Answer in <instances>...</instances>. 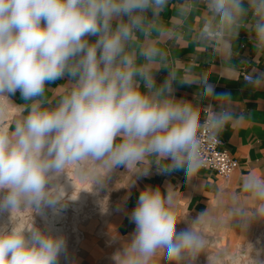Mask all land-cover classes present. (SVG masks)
<instances>
[{
    "label": "clouds",
    "instance_id": "1",
    "mask_svg": "<svg viewBox=\"0 0 264 264\" xmlns=\"http://www.w3.org/2000/svg\"><path fill=\"white\" fill-rule=\"evenodd\" d=\"M172 7L171 0H0V216L8 215L0 223V264H60L67 254L66 238L45 213L66 206L60 177L95 174L93 183L103 186L104 175L119 167L147 176L152 165L161 174L192 176L202 165V131L218 138L247 119L231 109L230 93L215 91L208 72L171 59L162 45L188 29L196 45L213 50L222 77L235 79L241 31L264 54V0H177L166 21ZM195 14L200 21L192 27ZM161 70L167 75L157 84ZM245 83L264 90V70ZM176 85L197 90L192 99L178 98ZM16 92L23 103L12 102ZM204 100L218 109L202 112ZM241 187L255 203L253 218L264 220V177L247 176ZM177 207L172 185L146 186L128 214L134 231L113 264H196L208 245L197 226L207 213L178 230ZM226 258L240 264L227 252L209 260ZM249 264H264L261 253Z\"/></svg>",
    "mask_w": 264,
    "mask_h": 264
},
{
    "label": "crops",
    "instance_id": "2",
    "mask_svg": "<svg viewBox=\"0 0 264 264\" xmlns=\"http://www.w3.org/2000/svg\"><path fill=\"white\" fill-rule=\"evenodd\" d=\"M177 0H171L172 8L165 12L167 21L172 15ZM200 15L195 14L189 24L195 27L199 24ZM94 40L95 37H90ZM170 53L171 59L181 61H194L197 71H206L210 83L215 86L217 93H230V107L236 115L244 114L247 119L241 123L233 124L220 135L224 140L223 148L228 150L240 162L230 179L224 180L213 170L200 168L192 176L184 171H175L171 174H161L152 165L149 175L141 176L119 167L114 174L113 210L106 221L93 223L89 230H104L101 238L90 236L89 253L97 264H113L112 254L123 246L134 231L135 225L128 219V214L134 209L140 192L146 187H160L166 191L170 184L176 189L178 207L176 209L181 223L178 230L194 226L202 213H207V222L197 225L207 242L214 240L216 247L220 242L222 247L234 249L249 242L257 233L264 220L254 219L255 203L242 191V181L247 176L264 177V90H255L246 85L244 74L255 70H264V54H257L252 48L250 36L241 31L237 41L234 42L235 55L233 63L238 69L235 79H224L221 75L220 60L213 50L208 47L196 45L185 29L183 38L168 40L162 45ZM167 75L166 70L156 74L157 84L161 83ZM69 78L48 85L54 89ZM197 88L193 86L176 85L175 95L192 99ZM12 102L23 103L20 93L11 96ZM201 111L208 108L217 110L214 100H204ZM249 227L245 228L244 225Z\"/></svg>",
    "mask_w": 264,
    "mask_h": 264
},
{
    "label": "rangeland",
    "instance_id": "3",
    "mask_svg": "<svg viewBox=\"0 0 264 264\" xmlns=\"http://www.w3.org/2000/svg\"><path fill=\"white\" fill-rule=\"evenodd\" d=\"M114 174L107 173L103 178V186L96 185V190L98 193V198L101 199V203L105 211H102L100 208H97V203L93 201L92 197H89L84 207L80 210L75 209L74 207L69 206L68 199H65L66 206L60 211L62 217L55 220L54 222V231L56 234H61L66 238L67 241V254L61 255L60 264H97L94 263L91 259L92 256L89 253V240L90 236L94 235L95 237L101 238L104 236V230H89L93 223L105 222L107 219V211L113 210V196L115 193L111 191V187L114 186ZM89 181L95 180V174L89 176ZM46 215L50 216L52 214L51 209H45ZM106 212V213H105ZM80 213L78 220L76 221V228L74 227L75 215ZM20 219H27V211L20 214ZM35 223L40 227H45V220L41 216H34ZM260 239V243H257V240ZM215 241L209 242L204 253H202L198 261L202 264H205L207 261V254L209 253H221V252H231L236 253V255H243V260H248L252 257L256 248L260 245L264 247V222L260 226L257 233L253 238L234 249H228L220 245L219 248L216 247ZM221 244V243H220ZM250 246V248H247ZM227 262L230 260L226 259Z\"/></svg>",
    "mask_w": 264,
    "mask_h": 264
},
{
    "label": "bare ground",
    "instance_id": "4",
    "mask_svg": "<svg viewBox=\"0 0 264 264\" xmlns=\"http://www.w3.org/2000/svg\"><path fill=\"white\" fill-rule=\"evenodd\" d=\"M58 183L61 184V187H64V192L61 191L59 194L61 196H64L65 199H68L69 206L74 207L77 210H80L84 207L85 203L87 202L89 197H92L93 201L97 203V208H100L102 210V201L100 198H98V193L96 190V186L92 181L81 180L79 177L74 175L73 173H69L68 177H60L58 180ZM46 213V212H45ZM106 213V212H105ZM111 213V210L107 211V215ZM80 213L75 215L74 219V227L76 228V221L78 220ZM62 217V213H59L58 215H53V213L50 216H47V225L51 226L54 230V222L55 220ZM77 219V220H76ZM8 222V215L4 214L3 216H0V223H7ZM46 225V222H45ZM261 241L260 239L257 240V243L259 244ZM218 246H220V242H217ZM247 248H250L248 246ZM259 252L261 253V259H264V247L258 246L256 248V252L254 255H259ZM233 256H237L240 258V264H249V260H243V255L241 253L236 255V253H231ZM215 253H209L207 254V261L205 264H210L209 258L212 257ZM228 259V258H226ZM196 264H202L200 261H196ZM226 264H230V262H227Z\"/></svg>",
    "mask_w": 264,
    "mask_h": 264
},
{
    "label": "built area",
    "instance_id": "5",
    "mask_svg": "<svg viewBox=\"0 0 264 264\" xmlns=\"http://www.w3.org/2000/svg\"><path fill=\"white\" fill-rule=\"evenodd\" d=\"M249 75L244 74V78ZM211 108H208V111ZM212 110V109H211ZM201 168L213 170L224 180L231 178L235 170L239 167L240 162L228 150L223 148L224 140L221 136L210 138L206 129L201 133Z\"/></svg>",
    "mask_w": 264,
    "mask_h": 264
}]
</instances>
